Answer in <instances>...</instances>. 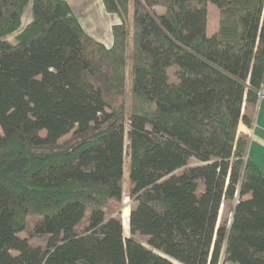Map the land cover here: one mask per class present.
I'll return each instance as SVG.
<instances>
[{"label":"trees","instance_id":"trees-1","mask_svg":"<svg viewBox=\"0 0 264 264\" xmlns=\"http://www.w3.org/2000/svg\"><path fill=\"white\" fill-rule=\"evenodd\" d=\"M102 1L109 46L68 0H0V264H264V172L239 130L264 94V0Z\"/></svg>","mask_w":264,"mask_h":264},{"label":"rangeland","instance_id":"rangeland-1","mask_svg":"<svg viewBox=\"0 0 264 264\" xmlns=\"http://www.w3.org/2000/svg\"><path fill=\"white\" fill-rule=\"evenodd\" d=\"M99 1L101 0H78L74 2L71 0L73 5L76 7V13L83 24V27L85 30L90 34H101L103 35L102 37H99L98 40L104 42L107 45V42H113V34L111 27L114 23H118L121 20L119 19V16L116 15L114 16L115 18L108 20L106 14L100 13V7ZM103 3V2H102ZM105 11V10H104ZM162 11L161 8H157L156 12L160 13ZM25 17L27 20L30 19V15L26 14ZM219 22H220V12L219 8L212 4H208V33L211 35L216 32V30L219 27ZM96 32V33H95ZM96 34V35H97ZM108 37V38H107ZM107 38V39H106ZM13 40L14 38L11 37ZM121 99L125 101L127 104L128 108H130L134 103H135V98L131 92V81H130V76L128 70H126L125 74V83H124V90ZM73 132H70L66 135H64L60 141L66 140L71 137ZM198 161L195 158L190 159V164H197ZM124 186H125V197H124V202H123V208L120 213L121 218H123V210L125 208H128L130 211L132 210V207L134 206L133 200L128 196V188H129V181H128V165H125V179H124ZM231 217V210L230 207L227 204H223L220 208L219 212V219L218 223L230 219ZM128 228V229H127ZM126 231V236H129V227H125ZM20 236L22 237H28L31 242L34 244H40L42 241L37 237L31 235V228L28 227L25 231L19 233ZM140 240L144 241L145 238L142 236H138ZM147 246V245H146ZM148 247V246H147ZM149 248V247H148ZM220 264H238L234 263L231 261H226L224 258L221 259Z\"/></svg>","mask_w":264,"mask_h":264},{"label":"crops","instance_id":"crops-1","mask_svg":"<svg viewBox=\"0 0 264 264\" xmlns=\"http://www.w3.org/2000/svg\"><path fill=\"white\" fill-rule=\"evenodd\" d=\"M71 4L73 10L76 13V7L73 5L71 0H68ZM75 4L78 0H72ZM103 1H99L100 13L103 15L106 14L107 21L115 18V14L109 13L106 11ZM105 10V11H104ZM77 15V14H76ZM78 16V15H77ZM105 16V15H104ZM79 18V17H78ZM83 25V24H82ZM112 30V27H111ZM96 33V32H95ZM97 34V33H96ZM92 34L93 37L99 39L102 37L101 34ZM108 38V37H107ZM106 38V39H107ZM111 42H107V45H111ZM239 130L250 135L251 141L249 145V155L251 159L263 170L264 172V98H261L257 104L256 114H255V121L253 126L248 127L245 124H240Z\"/></svg>","mask_w":264,"mask_h":264},{"label":"bare ground","instance_id":"bare-ground-1","mask_svg":"<svg viewBox=\"0 0 264 264\" xmlns=\"http://www.w3.org/2000/svg\"><path fill=\"white\" fill-rule=\"evenodd\" d=\"M129 214H130V210L128 208H125L123 210V218H122V222H123L124 227H129V225H128V222H129Z\"/></svg>","mask_w":264,"mask_h":264},{"label":"built area","instance_id":"built-area-1","mask_svg":"<svg viewBox=\"0 0 264 264\" xmlns=\"http://www.w3.org/2000/svg\"><path fill=\"white\" fill-rule=\"evenodd\" d=\"M259 95H260V99L264 98V94L263 93H260Z\"/></svg>","mask_w":264,"mask_h":264},{"label":"water","instance_id":"water-1","mask_svg":"<svg viewBox=\"0 0 264 264\" xmlns=\"http://www.w3.org/2000/svg\"><path fill=\"white\" fill-rule=\"evenodd\" d=\"M130 213H131V211H130Z\"/></svg>","mask_w":264,"mask_h":264}]
</instances>
